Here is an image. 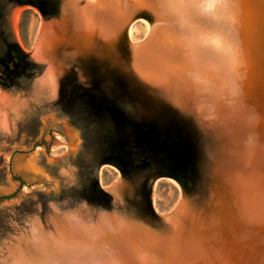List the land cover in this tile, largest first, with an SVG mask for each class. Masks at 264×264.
<instances>
[{"label":"water","instance_id":"water-1","mask_svg":"<svg viewBox=\"0 0 264 264\" xmlns=\"http://www.w3.org/2000/svg\"><path fill=\"white\" fill-rule=\"evenodd\" d=\"M0 264H264V0H0Z\"/></svg>","mask_w":264,"mask_h":264},{"label":"rangeland","instance_id":"rangeland-1","mask_svg":"<svg viewBox=\"0 0 264 264\" xmlns=\"http://www.w3.org/2000/svg\"><path fill=\"white\" fill-rule=\"evenodd\" d=\"M67 152V146H55L47 151L51 159H57ZM120 177L118 170L105 164L100 168L99 185L103 189L110 188ZM181 190L175 180L161 178L154 182L152 190V205L158 216L172 214L181 200Z\"/></svg>","mask_w":264,"mask_h":264},{"label":"bare ground","instance_id":"bare-ground-1","mask_svg":"<svg viewBox=\"0 0 264 264\" xmlns=\"http://www.w3.org/2000/svg\"><path fill=\"white\" fill-rule=\"evenodd\" d=\"M100 188L103 189V188L101 187V185H100ZM169 215H170V214H169Z\"/></svg>","mask_w":264,"mask_h":264}]
</instances>
